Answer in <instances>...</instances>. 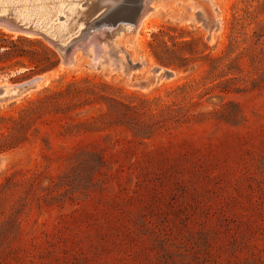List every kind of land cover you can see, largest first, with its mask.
I'll return each instance as SVG.
<instances>
[{"label":"rangeland","instance_id":"obj_1","mask_svg":"<svg viewBox=\"0 0 264 264\" xmlns=\"http://www.w3.org/2000/svg\"><path fill=\"white\" fill-rule=\"evenodd\" d=\"M150 1L66 65L0 27V264H264V0Z\"/></svg>","mask_w":264,"mask_h":264},{"label":"bare ground","instance_id":"obj_2","mask_svg":"<svg viewBox=\"0 0 264 264\" xmlns=\"http://www.w3.org/2000/svg\"><path fill=\"white\" fill-rule=\"evenodd\" d=\"M85 1L86 5L83 6L82 0H0V15L9 16L14 21L31 25L32 28L45 32L61 44L67 43L73 36L80 34L73 43L72 51L79 45L85 47L86 44H89L96 57L102 46L98 34H107L110 31L103 29L89 31L91 29L90 24L83 28V25L96 13L94 7L101 0ZM150 2L149 0L148 4ZM143 4L140 21L133 31L138 30L145 23L150 6L144 0ZM121 28L127 31L132 30L129 25ZM1 29L5 28L1 27ZM7 31L9 32V30ZM13 33L17 34L16 32Z\"/></svg>","mask_w":264,"mask_h":264},{"label":"water","instance_id":"obj_3","mask_svg":"<svg viewBox=\"0 0 264 264\" xmlns=\"http://www.w3.org/2000/svg\"><path fill=\"white\" fill-rule=\"evenodd\" d=\"M100 6H104V8L98 11ZM143 7V0H113L111 2L110 0H101L98 5L94 7L98 12L93 15V23H90V27L94 26L93 30L96 31L98 30L97 28L108 31L121 24L129 25L132 30H135L140 21ZM0 27L23 35L41 36L49 44L55 46L59 50L62 64L66 65L71 62L72 53L75 51H72L73 43L77 37L72 38L65 44H61L58 40L52 38L45 32L34 29L31 25L14 21L12 18L5 15H0ZM39 82L40 76H34L27 80L12 84L11 86L0 85V100L14 98L33 89Z\"/></svg>","mask_w":264,"mask_h":264},{"label":"trees","instance_id":"obj_4","mask_svg":"<svg viewBox=\"0 0 264 264\" xmlns=\"http://www.w3.org/2000/svg\"><path fill=\"white\" fill-rule=\"evenodd\" d=\"M10 37L9 34L0 31V38L6 39ZM17 39L22 42L36 44L40 46V50L37 48H28L26 46H20L18 52L15 55L25 56L28 58L29 62L33 64V70L35 72L45 71L52 67V50L41 43L36 38H30L22 35H18ZM6 43H0V56H10L14 54V46L16 45L13 40H5ZM14 55V56H15Z\"/></svg>","mask_w":264,"mask_h":264}]
</instances>
